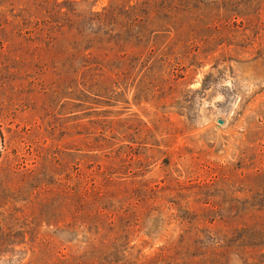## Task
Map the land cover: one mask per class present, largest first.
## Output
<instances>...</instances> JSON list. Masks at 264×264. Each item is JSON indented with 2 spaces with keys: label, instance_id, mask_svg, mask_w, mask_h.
Listing matches in <instances>:
<instances>
[{
  "label": "rangeland",
  "instance_id": "obj_1",
  "mask_svg": "<svg viewBox=\"0 0 264 264\" xmlns=\"http://www.w3.org/2000/svg\"><path fill=\"white\" fill-rule=\"evenodd\" d=\"M0 264H264V0H0Z\"/></svg>",
  "mask_w": 264,
  "mask_h": 264
},
{
  "label": "water",
  "instance_id": "obj_2",
  "mask_svg": "<svg viewBox=\"0 0 264 264\" xmlns=\"http://www.w3.org/2000/svg\"><path fill=\"white\" fill-rule=\"evenodd\" d=\"M218 123H219V124L223 123V120L219 119V120H218Z\"/></svg>",
  "mask_w": 264,
  "mask_h": 264
}]
</instances>
